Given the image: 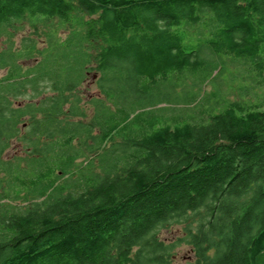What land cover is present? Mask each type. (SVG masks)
Here are the masks:
<instances>
[{
    "label": "trees",
    "instance_id": "16d2710c",
    "mask_svg": "<svg viewBox=\"0 0 264 264\" xmlns=\"http://www.w3.org/2000/svg\"><path fill=\"white\" fill-rule=\"evenodd\" d=\"M3 36L0 264H264V0H0Z\"/></svg>",
    "mask_w": 264,
    "mask_h": 264
},
{
    "label": "rangeland",
    "instance_id": "374dc122",
    "mask_svg": "<svg viewBox=\"0 0 264 264\" xmlns=\"http://www.w3.org/2000/svg\"><path fill=\"white\" fill-rule=\"evenodd\" d=\"M53 23H51V30L57 31L58 37L59 39H63L69 32V29L67 27H60L59 25L57 26V21L54 20L52 21ZM48 24V23H46ZM20 29L17 30V32H15V42L16 44L18 43V41L20 40V38L32 34L34 31L37 32V34H35V37H37L39 39L38 42V46L42 47L44 44V31H48L49 27H44L43 24H40L37 26V28L33 27L30 24V21H28V19H23L22 23L19 24ZM57 28V29H56ZM56 29V30H55ZM6 37H1L0 38V50L6 47ZM225 59V61L228 63L227 66L228 70H232V63L225 57H223ZM36 60L37 58H31V59H23L20 61V65L22 68H25L26 66H30L32 67L34 64H36ZM94 64L92 62V70H89L88 72H86L85 78L83 76L82 79V83L81 86L78 89V93L79 95H81L82 98V103L84 104V108L86 111L87 116L90 115L91 113V107H89L86 104V101L99 93V89L97 87V78H98V73H96V70L94 69ZM6 72V69L2 68L0 69V77L3 76ZM235 83V82H233ZM225 88L227 89V86L224 85ZM215 86L214 84H205V86L203 87V91L205 92H212L214 91ZM32 90L28 89L27 92L23 91V94L21 96H18L16 99L17 101H20L21 103H24L26 101H31L32 100ZM40 97L42 98V95L35 97L33 100L37 101ZM228 97L233 98L234 97V93L232 91L228 92ZM86 104V105H85ZM183 106L182 104L178 105V107ZM20 128L18 131L19 136H22V134L24 133V126L23 124H19ZM16 137L11 139L9 146L7 147V149L4 152V156L7 158L13 157V156H19L22 155L23 149H24V145L19 141L20 137ZM89 158L93 159V163L96 164V160H95V155L91 154L89 155V157L86 158H79L76 161V164H78L77 168L80 166V164H86L89 162ZM91 159V160H92ZM86 161V162H85ZM23 192L20 193L19 196H23ZM20 197V198H21ZM23 198L19 199L16 202H13V205L16 207H21L24 206V201L22 200ZM182 225L181 224H174L169 228H161L159 229L158 236L165 240V242H170V241H175L177 237H180L182 235ZM172 264H201V263H196V258L194 256V252L191 248V246H189L186 243H180L179 245H176L173 249H172Z\"/></svg>",
    "mask_w": 264,
    "mask_h": 264
},
{
    "label": "flooded vegetation",
    "instance_id": "af4514ba",
    "mask_svg": "<svg viewBox=\"0 0 264 264\" xmlns=\"http://www.w3.org/2000/svg\"><path fill=\"white\" fill-rule=\"evenodd\" d=\"M26 67H29V66H26ZM26 67H25V68H26Z\"/></svg>",
    "mask_w": 264,
    "mask_h": 264
}]
</instances>
